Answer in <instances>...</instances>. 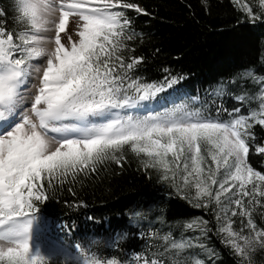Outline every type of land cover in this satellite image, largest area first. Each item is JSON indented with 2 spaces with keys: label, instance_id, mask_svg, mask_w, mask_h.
<instances>
[{
  "label": "snow or ice",
  "instance_id": "6c2138e0",
  "mask_svg": "<svg viewBox=\"0 0 264 264\" xmlns=\"http://www.w3.org/2000/svg\"><path fill=\"white\" fill-rule=\"evenodd\" d=\"M233 3L252 22L264 19V0L258 7ZM15 10L18 29L0 24V264H206L198 254L182 255L194 248L214 260L204 242L212 229L203 218L185 224L198 228V237L177 241L169 233L151 256L107 257L96 250L97 240L47 248L37 242L40 204L78 176L95 174L97 165L120 163L128 151L193 207L213 211L222 243L240 264H254L257 248L264 250V227L253 219L257 206L264 215V172L248 157L250 149L264 154V145L253 146L252 132L264 126V76L241 74L259 85V106L247 115L235 107L223 120L219 113L228 109L213 117L186 103L135 114L183 79L169 73L147 83L135 76L143 57L129 55L128 42L139 34L127 10L148 15L146 9L134 0H15ZM235 99L244 104L251 97ZM72 206L86 207L83 201ZM143 215L132 211L131 219ZM233 217L240 218L238 229Z\"/></svg>",
  "mask_w": 264,
  "mask_h": 264
},
{
  "label": "trees",
  "instance_id": "16d2710c",
  "mask_svg": "<svg viewBox=\"0 0 264 264\" xmlns=\"http://www.w3.org/2000/svg\"><path fill=\"white\" fill-rule=\"evenodd\" d=\"M134 2L149 13L127 10L133 29L139 34L128 42L134 49L129 55L143 57L135 76L147 83H158L169 73L183 77L156 100L133 109L135 114L144 115L186 103L190 110L201 109L213 117L218 108L228 109L219 113L220 119L227 120L235 107L241 108L242 115L258 108L259 100L255 97L259 85L241 74L252 70L255 75L264 76V19L252 22L233 0ZM240 2L258 7V0ZM0 10L5 13L0 17V24L18 29L15 0H0ZM243 93L251 99L241 104L235 97ZM252 132L253 146L264 145V126L256 125ZM248 160L254 169L264 172V154L250 149ZM158 177L157 170H145L141 158L131 151L120 163L108 160L97 165L95 174L87 178L78 176L74 184L66 183L54 197L40 204L38 215L42 220L37 227V242L47 248L53 244L58 246L64 240L70 243L97 240L100 243L96 250L107 257L123 260L135 253L151 256L162 250L161 237L169 233L177 241L198 237L199 229H187L185 224L203 218L212 229L204 242L215 251L214 260L195 248L182 255L198 254L206 264H240L239 257L217 234L215 213L193 207ZM69 187L75 195L68 191ZM81 201L86 207L72 206ZM132 211L144 215L133 221ZM261 211L257 206L253 219L259 227H264ZM232 219L236 221L233 227L238 229L240 218ZM121 235L125 238L120 239ZM113 243L117 246L110 247ZM252 259L254 264H264V250L257 248Z\"/></svg>",
  "mask_w": 264,
  "mask_h": 264
},
{
  "label": "rangeland",
  "instance_id": "374dc122",
  "mask_svg": "<svg viewBox=\"0 0 264 264\" xmlns=\"http://www.w3.org/2000/svg\"><path fill=\"white\" fill-rule=\"evenodd\" d=\"M72 24H73V18H70V19H69V23H68V25H67V28H68L69 30L72 29ZM48 27H51V26L49 25ZM77 35H78V33L74 34V35H73V39H76V38H77ZM61 36H62V42H64V39H63L64 34L62 33ZM53 46H54V45L49 44V45H48L49 50H51ZM36 62L39 63V64H41V65L44 63L43 60H39V61H36ZM35 82H36L35 80H30V83H35ZM24 88H25V89L28 88V85H25ZM22 90H23V89H22ZM31 91L34 92L35 89H32ZM26 107H27V105H25V108H26Z\"/></svg>",
  "mask_w": 264,
  "mask_h": 264
}]
</instances>
